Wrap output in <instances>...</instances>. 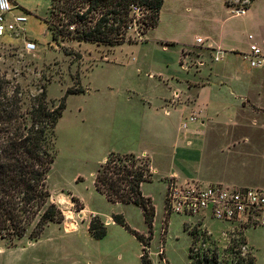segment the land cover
<instances>
[{
	"label": "rangeland",
	"instance_id": "1",
	"mask_svg": "<svg viewBox=\"0 0 264 264\" xmlns=\"http://www.w3.org/2000/svg\"><path fill=\"white\" fill-rule=\"evenodd\" d=\"M250 1L246 16H231L224 0H164L158 26L148 33L147 43L124 44L111 52L106 46L55 41L46 23L51 18V0H9L12 5L7 16L9 21L25 16L27 22L0 36V67L21 85L26 104L43 89L56 105L70 88L82 87L85 93L67 96L66 108L56 128L58 154L49 175V185L52 202L63 210L65 221L51 223L37 239L30 238L33 228L25 238L13 243L0 237V264H141L139 254L143 247L140 241L121 225L117 224L118 229L107 228L109 239L106 243L95 239L86 228V220H91V216L105 220L116 214L123 215L133 230L152 237L150 247L155 264H164L159 257L161 247L169 264H191V238L185 230L194 233L190 229L195 221L182 215L166 214L167 190L159 177L162 165L159 156L154 154L151 159L159 173H155L153 181L144 184L142 189L143 194L152 198L156 208L152 233L138 206L109 202L96 191L95 173L109 143L125 138L127 128L131 127L127 124L129 120L121 116L126 111L119 99L129 90H146L158 95L165 89L159 83V74L163 75L162 79L167 77L170 71L167 65L170 66V59L175 60L177 54L164 50L160 42L176 37L188 43L195 35L204 37L210 33L217 39L221 36L236 51H242L248 46L250 34L258 41L264 38V0ZM131 35L136 39L141 37L135 28ZM28 41L36 44L34 51L26 50ZM191 50L195 53L193 59L201 55V59L212 66V53ZM236 56L230 54L217 66L233 60L238 70L235 74L250 72L249 62ZM150 74L157 77L151 79ZM228 78H215L212 82L218 95L231 97L236 82ZM249 107L240 111L237 125L212 129L216 135L213 144L209 142V148L221 147L226 139L223 136L232 131L246 134L255 128H264L262 106L259 108L249 102ZM81 205L84 209L78 210ZM208 222L215 238L222 241L221 234L229 225L211 218ZM244 237L246 240L248 237L247 241L256 250L257 258L251 263L264 264V226L249 229ZM104 244L116 249L106 252ZM210 244L219 250L221 264L236 261L223 249L225 240Z\"/></svg>",
	"mask_w": 264,
	"mask_h": 264
},
{
	"label": "trees",
	"instance_id": "2",
	"mask_svg": "<svg viewBox=\"0 0 264 264\" xmlns=\"http://www.w3.org/2000/svg\"><path fill=\"white\" fill-rule=\"evenodd\" d=\"M163 4L164 0H51L46 23L55 41L112 48L138 42L131 35L134 28L143 36L156 27ZM83 92L82 87L70 88L56 105L43 89L26 104L21 85L0 67V237L9 243L25 238L32 228L30 238L37 239L51 223L65 221L63 210L52 202L49 175L58 154L56 128L66 98ZM152 181L148 158L111 152L98 167L94 186L109 202L138 206L152 233L156 208L142 191V184ZM83 209L81 205L78 210ZM113 220L142 243V264H152V237L130 228L121 214L113 215ZM89 232L100 240L106 237L107 226L94 216ZM195 234L191 235L195 238ZM190 258L191 264H198L191 249Z\"/></svg>",
	"mask_w": 264,
	"mask_h": 264
},
{
	"label": "crops",
	"instance_id": "3",
	"mask_svg": "<svg viewBox=\"0 0 264 264\" xmlns=\"http://www.w3.org/2000/svg\"><path fill=\"white\" fill-rule=\"evenodd\" d=\"M230 2L231 0H224L225 8L229 10L231 16H234ZM156 27L150 28L138 42L133 44L147 43L148 33ZM193 38L188 43L176 37L171 38L170 41L160 42L164 50L167 49L166 51L177 54L175 60L170 59V66L167 65V69H170L167 77L162 79L163 75L159 74L161 77L159 83L164 85L165 89L158 95H151L146 90H129L124 97L119 99L121 100L119 104L126 111L121 116L129 120L127 124L131 127L127 128L129 131L125 138L109 143L106 153L99 160V166L111 152L134 153L150 160L154 176L155 173H159L151 160L155 154L162 161L159 177L164 181L166 190L171 178H176L181 182L200 180L235 187H264V128H255L246 134L232 131L223 136L226 139L221 147L209 148V142H214L216 135L212 129L224 125L230 128L237 125L240 111L251 108L249 102L259 108L262 106L261 109H264V66L252 67L249 60L243 56L249 52L251 43H261L264 38L258 41L250 34L248 46L242 51H236L231 43L223 40L221 36L217 39L210 33L204 37L195 35ZM198 39H202L201 43L197 42ZM116 47H112L111 52ZM192 48L207 51L206 53L210 55L212 53V66H208L201 59V55H196V59H193L195 53L191 50ZM219 51L224 52V57L215 61L214 57ZM109 53L105 56L106 59ZM230 54L234 57H237L236 54L240 55L243 60L249 62L252 70L244 75L235 74L238 70L234 67L233 60L223 62V66H217ZM231 72L233 75H230ZM149 77L155 79L157 76L150 74ZM228 77H232L236 82L230 93L231 97L218 95L213 89L212 82L216 81L215 78L229 80ZM191 117L196 119L189 121ZM221 155H230V157L223 158ZM230 160L232 162H229ZM146 183L150 182H144L142 189ZM209 219L206 217L200 222L201 230L207 229L210 232L212 242L219 244L224 242L223 232L222 241L215 238L214 232L210 229L212 225L208 222ZM199 220L200 218L194 219L195 222ZM86 221V228L89 229L91 220ZM103 221L109 229L120 228L114 222L113 217L109 216ZM224 224L229 225L226 230L233 227L231 224ZM185 232L189 234L192 245L193 236L190 232L186 230ZM247 232L248 230L246 237ZM122 234L125 236L124 233ZM108 239L107 230L106 237L98 241L106 243ZM247 242L253 248L256 259L255 247L249 241ZM103 246L106 252L116 249L108 244ZM161 248L163 254H159V257L164 264H169L166 252L163 247ZM139 255L142 264L143 249ZM149 255L152 264H155L151 247Z\"/></svg>",
	"mask_w": 264,
	"mask_h": 264
},
{
	"label": "built area",
	"instance_id": "4",
	"mask_svg": "<svg viewBox=\"0 0 264 264\" xmlns=\"http://www.w3.org/2000/svg\"><path fill=\"white\" fill-rule=\"evenodd\" d=\"M250 3V0H231L232 13L236 16H245ZM11 11L12 5L9 0H0V36L27 22L25 16H17L13 21H9L7 16ZM201 41L202 39L197 40L199 43ZM25 47L27 51H34L37 46L28 41ZM243 56L249 60L252 67L264 66V39L261 43H251L249 52ZM223 57L224 52L219 51L214 59L219 61ZM195 119L191 117L189 121ZM166 214L200 218L190 229L197 233L190 249L194 261L198 264H211L216 261V264L222 263L219 250H215V246L210 244V232L207 229L201 230L200 222L206 217L233 226L223 231L226 241L223 249L236 261L230 260L226 264H252L255 253L245 239L244 232L251 228L264 226V187H235L200 180L181 182L176 178H171L166 191ZM159 254L162 255L163 251L161 250Z\"/></svg>",
	"mask_w": 264,
	"mask_h": 264
}]
</instances>
